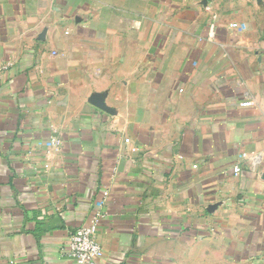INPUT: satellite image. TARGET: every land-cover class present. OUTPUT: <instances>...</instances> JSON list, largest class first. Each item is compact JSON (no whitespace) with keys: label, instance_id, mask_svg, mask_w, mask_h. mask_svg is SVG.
Returning a JSON list of instances; mask_svg holds the SVG:
<instances>
[{"label":"crops","instance_id":"obj_1","mask_svg":"<svg viewBox=\"0 0 264 264\" xmlns=\"http://www.w3.org/2000/svg\"><path fill=\"white\" fill-rule=\"evenodd\" d=\"M97 211L92 264H264V0H0V264Z\"/></svg>","mask_w":264,"mask_h":264},{"label":"built area","instance_id":"obj_2","mask_svg":"<svg viewBox=\"0 0 264 264\" xmlns=\"http://www.w3.org/2000/svg\"><path fill=\"white\" fill-rule=\"evenodd\" d=\"M228 26L238 30H244L246 28L244 24L237 23H229ZM250 103L249 100H246L243 101L241 105L247 106L250 105ZM53 147L56 148L57 145L54 143ZM233 171L238 172L239 166L235 165ZM107 194L108 193L104 191L102 193V198L97 201L96 204L99 210L103 207ZM102 217V213L97 211L88 222L77 227L70 234L65 244V249L68 254L80 264H92L104 256L103 249L96 239L100 219Z\"/></svg>","mask_w":264,"mask_h":264}]
</instances>
